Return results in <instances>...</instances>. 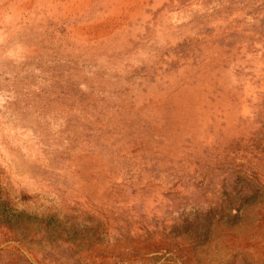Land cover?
Listing matches in <instances>:
<instances>
[{
	"label": "rangeland",
	"instance_id": "1",
	"mask_svg": "<svg viewBox=\"0 0 264 264\" xmlns=\"http://www.w3.org/2000/svg\"><path fill=\"white\" fill-rule=\"evenodd\" d=\"M0 264H264V0H0Z\"/></svg>",
	"mask_w": 264,
	"mask_h": 264
}]
</instances>
